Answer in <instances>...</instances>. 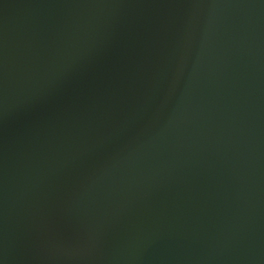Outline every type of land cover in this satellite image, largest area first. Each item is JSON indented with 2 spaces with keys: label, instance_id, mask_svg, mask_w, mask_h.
Segmentation results:
<instances>
[{
  "label": "water",
  "instance_id": "1",
  "mask_svg": "<svg viewBox=\"0 0 264 264\" xmlns=\"http://www.w3.org/2000/svg\"><path fill=\"white\" fill-rule=\"evenodd\" d=\"M0 264H264V0H0Z\"/></svg>",
  "mask_w": 264,
  "mask_h": 264
}]
</instances>
